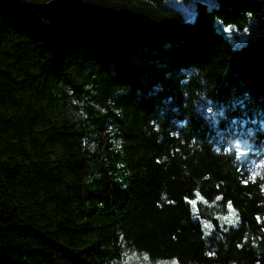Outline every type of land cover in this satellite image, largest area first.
<instances>
[{
	"label": "trees",
	"instance_id": "16d2710c",
	"mask_svg": "<svg viewBox=\"0 0 264 264\" xmlns=\"http://www.w3.org/2000/svg\"><path fill=\"white\" fill-rule=\"evenodd\" d=\"M212 1L0 0V264H264V0Z\"/></svg>",
	"mask_w": 264,
	"mask_h": 264
},
{
	"label": "rangeland",
	"instance_id": "374dc122",
	"mask_svg": "<svg viewBox=\"0 0 264 264\" xmlns=\"http://www.w3.org/2000/svg\"><path fill=\"white\" fill-rule=\"evenodd\" d=\"M180 0H169L170 3L178 7V3ZM205 1L209 6L213 4L212 0H201ZM187 4V3H186ZM189 8L194 7V3L192 1H188ZM217 29L225 34V36L229 39V41L232 44V47L235 49H239L242 46L245 45L248 31L241 32L239 31L234 25L226 26L221 21H217ZM236 34H241L242 38L237 39ZM233 212V209H231V213ZM195 220H199L202 223V226L204 230L206 231V235L210 234V230L207 226V222L204 221L200 217L194 216ZM230 227L237 228L238 227V219H233L230 221ZM123 264H153V261L149 260V258L146 255L138 254V253H130L128 254L125 263ZM154 264H177L175 260L171 261H160V263H154Z\"/></svg>",
	"mask_w": 264,
	"mask_h": 264
},
{
	"label": "snow or ice",
	"instance_id": "6c2138e0",
	"mask_svg": "<svg viewBox=\"0 0 264 264\" xmlns=\"http://www.w3.org/2000/svg\"><path fill=\"white\" fill-rule=\"evenodd\" d=\"M245 31H247V29H245ZM197 195H199V193H197ZM170 203H171V202H170ZM188 203H189V204H193L194 201H192V200H188Z\"/></svg>",
	"mask_w": 264,
	"mask_h": 264
}]
</instances>
